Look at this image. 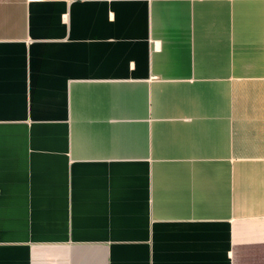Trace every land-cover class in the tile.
Listing matches in <instances>:
<instances>
[{
	"label": "crops",
	"instance_id": "1",
	"mask_svg": "<svg viewBox=\"0 0 264 264\" xmlns=\"http://www.w3.org/2000/svg\"><path fill=\"white\" fill-rule=\"evenodd\" d=\"M264 0H0V264H264Z\"/></svg>",
	"mask_w": 264,
	"mask_h": 264
},
{
	"label": "built area",
	"instance_id": "2",
	"mask_svg": "<svg viewBox=\"0 0 264 264\" xmlns=\"http://www.w3.org/2000/svg\"><path fill=\"white\" fill-rule=\"evenodd\" d=\"M27 2L29 1H40V0H26ZM263 47H264V41H263Z\"/></svg>",
	"mask_w": 264,
	"mask_h": 264
}]
</instances>
